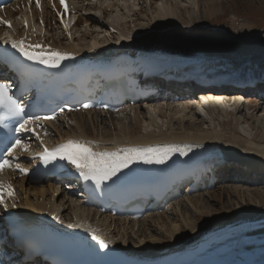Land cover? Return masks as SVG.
<instances>
[{"label":"bare ground","instance_id":"bare-ground-1","mask_svg":"<svg viewBox=\"0 0 264 264\" xmlns=\"http://www.w3.org/2000/svg\"><path fill=\"white\" fill-rule=\"evenodd\" d=\"M85 1L73 0V10L77 17L70 31L58 24L45 3L41 7V15L34 8L23 12L16 11V7L20 8V5L13 4L5 10L6 17L14 22L12 37H19L24 33L21 25L26 22L31 37L32 29H36L34 44H42L46 53L51 50L88 59L101 56L136 58L140 55L168 54L193 59H212L215 65H222V60L241 63L254 59L250 55L254 47L257 49L258 42L251 40L236 45L222 41L217 43L215 36L219 29H214L216 32H213V27H202L199 23L201 18L209 21L219 13L218 0H196L192 11L190 8L182 10L168 0H144L145 2L137 4L139 8L132 15L134 19L121 27H114L107 19L118 6L117 3L128 0H96L95 4ZM244 1L252 3L254 0ZM106 2L108 3L105 4ZM258 2L264 10V0ZM96 13L101 14L99 18L95 16ZM88 15L95 19H89L86 17ZM145 19L148 20L147 26L140 29ZM38 20L42 21L43 28L38 25ZM195 21L199 29L190 27ZM96 28L103 29L101 32L104 33L107 30L108 37L99 38L100 34L94 30ZM4 32L6 30L0 27V36ZM257 60L255 62H264V57L259 56ZM167 92L171 93L169 100L178 97L179 101L169 103L164 100L159 105L126 107L107 117L99 112L68 114L69 117L61 118L47 128L50 135L43 140L49 147L69 140L79 141L88 144L93 151L206 144L221 147L228 154L226 164L219 169L222 180L238 178L241 180L240 185L248 188L250 186L245 181L248 182L251 174H256L260 180L264 179L263 101L247 98L245 102L248 104L240 107L237 102H218V98H207L203 93L192 91L187 85L179 87L178 91H172V87H169ZM206 99L210 100L203 104L202 100ZM196 108L197 112L205 109L211 116L209 127H203L206 123L203 117L196 114ZM188 116L191 122H188ZM112 119L115 126L110 124ZM235 160L243 167L244 164L248 167H229L228 164L233 165ZM10 182L16 190V196L7 201V210L0 208V217L5 212L24 214L38 223L42 217L44 225L51 231L83 235L90 240L92 238L89 230H94L108 244L107 249H101L103 254L109 258H118L124 264H172L173 256L177 253L193 244L205 246L209 242H212L210 249L214 251L213 254L215 255V251L219 253L215 255L217 260H262L261 264H264L263 188L250 191V188H242L239 199L242 203L243 199H248V205L242 208L239 205L241 202H237L226 211L223 198L229 203L234 193L232 188H228L227 182L217 186L227 187L224 190L219 189L217 195H214L216 187L213 191L195 193L174 203L160 214L129 223L99 216L94 210L83 209L77 198L52 183L34 186L14 176L10 177ZM261 187H264V183ZM222 192H225V196ZM200 196L208 198L200 199ZM251 197H256L254 202L250 200ZM182 202H185V207L180 210L188 211V214L177 211L175 216L166 218L165 222L160 220L161 216L170 209L179 207ZM151 218H156L157 221L146 226L144 222ZM70 224L79 227H69ZM151 228L160 230L161 234L152 235ZM203 254L210 255V250L203 251Z\"/></svg>","mask_w":264,"mask_h":264},{"label":"snow or ice","instance_id":"snow-or-ice-1","mask_svg":"<svg viewBox=\"0 0 264 264\" xmlns=\"http://www.w3.org/2000/svg\"><path fill=\"white\" fill-rule=\"evenodd\" d=\"M93 3L96 0H92ZM60 5L65 12L68 11L66 0H60ZM36 6L40 7V0H36ZM11 27L10 22L0 21ZM25 27L27 23L25 22ZM67 29V25H64ZM11 47L16 49L20 55L28 61L43 64L47 67L57 68L61 62L72 59L68 54L46 50L41 45H25L24 41H11ZM36 49H40L39 52ZM83 108L91 107L90 104L84 103ZM53 117L37 116L34 119H52ZM14 120L15 126H10L7 121ZM33 117L27 116L25 108L19 103L18 98L12 93L11 86L4 81H0V129H7L9 133L32 132L33 129L27 127L29 120ZM47 134V132L45 133ZM39 139V137H37ZM43 147V143H41ZM20 148L27 150V145L22 143L17 136L10 145H7L4 152H0V173H3L6 167H11L18 159L14 156V150ZM192 151V147L185 146H147V147H128L119 148L115 151H93L92 148L83 142L69 140L49 150L44 148L39 154V160L45 166L54 164L56 161L66 162L70 165L75 173L84 180L92 181L97 187L112 181L115 183L121 179V173L130 169L133 164H156L163 165L171 160L174 154L181 157L187 156ZM12 157V159H9ZM14 170H19L22 175H27L28 169L15 165ZM5 196L13 197L14 192L10 185L0 180V205L7 210ZM15 207V204H13ZM69 227H79V225H68ZM93 241L100 249L108 248L105 240L94 230H89Z\"/></svg>","mask_w":264,"mask_h":264},{"label":"rangeland","instance_id":"rangeland-1","mask_svg":"<svg viewBox=\"0 0 264 264\" xmlns=\"http://www.w3.org/2000/svg\"><path fill=\"white\" fill-rule=\"evenodd\" d=\"M145 1L148 2V0H145ZM145 1L144 0H139V1L138 0H136V1L128 0V2H126L125 5L120 4L119 8L114 10L112 15L107 19V21L110 22L114 27H121V26L125 25L126 22H129V20L132 21L134 19V17H132V15L134 13H136L137 9L139 8V5H137V4L140 2H145ZM150 1L153 2L154 0H150ZM168 1L171 2L172 4H174L176 7L182 8V10L184 8L189 10V8H190V11L193 10V7L195 6V2H196V0H168ZM258 1L259 0H254L251 3V2H245L244 0H218L219 13H216L212 17V19L209 21H205L201 18L200 19L201 21L199 23H201V26L202 25L203 26L208 25V26L213 27V30H212L213 32L215 30L217 31V29H219V32L215 31L220 36V37L218 35L215 36L216 40L218 41L217 43H222V42L225 43L226 42V44H227V42H228V43L236 45V44H241L245 41H251V40L254 42H258L257 49L254 47V51L250 55L251 58H254V60L255 59L257 60V58L259 56L264 57V38H262V34H264V10ZM124 6H125V10L122 11L121 7H124ZM260 6H261V8H260ZM99 15H101V14H99ZM99 15H97V17H99ZM126 15L129 19H127ZM143 21H144L143 24H141L142 26L140 25V27H139L140 29H143L147 26L148 20L145 19ZM146 21H147V23H146ZM190 27H192V29H199L196 21ZM94 30L96 31V33L100 34L99 38H101V36L105 37V38L108 37L107 30H105L106 31L105 33L101 32V30H103V29L96 28ZM226 39H227V41H226ZM254 39H256V40H254ZM106 40L109 42V39H106ZM238 60H240V59H238ZM197 108H200V107H197ZM197 108H196V114L200 115L201 118L203 117L202 119H204V121L206 123V125L204 124L203 127L206 128L207 125L209 127V124L211 123V119H210L211 116L208 114V112H206L205 109L202 111L199 110V112H197ZM164 109H165V107H164ZM83 115H85V114H83ZM85 116H86L85 118H87V115H85ZM188 118H189L188 122H191V119L189 116H188ZM201 118H199L198 120L202 121ZM114 123H115V121L113 120L110 124L113 125ZM114 126H115V124H114ZM239 131H240V128H239ZM258 185L262 186L261 183H259ZM256 187L251 186V187L247 188V187H242L241 185H232V183H231V185H228V188H232L234 193H233L232 197L230 198L229 203L226 201L225 197L223 198L224 199V202H223L224 205L223 206L226 209V211L229 210L227 208L230 205L236 204L237 202H241V203H239V205L242 208H244V206L248 205L249 200L246 199L245 196H244L245 199H243L244 200L243 203L239 199L240 194H242L241 190L249 189V188H250L249 191L250 190H257V189H255ZM226 188L227 187H224V188L216 187V191H215L214 195L215 194L217 195L219 193V189L224 190ZM222 194H223V196H225L224 195L225 192H222ZM263 194H264V190H263ZM199 198L200 199L204 198L206 200L208 198V196H202V197L200 196ZM255 198L256 197H254V198L251 197L250 200L254 202ZM57 202H58V200H57ZM184 204H185V202H182L179 206L180 208L177 207L174 209L173 208L170 209L166 214H164V216L160 217V220L165 222L166 218H172L173 216H175V212L177 213V211L181 212V214L187 213L188 211L183 212V210H184L183 207H185V206H183ZM239 205H238V207H239ZM181 207L183 210H180ZM233 208L235 209V206ZM156 221H157L156 218L146 219L144 224L146 226H148V225H151V223L153 224V222H156ZM151 230H153L152 235H160L161 234L160 230H154L153 228H151Z\"/></svg>","mask_w":264,"mask_h":264}]
</instances>
